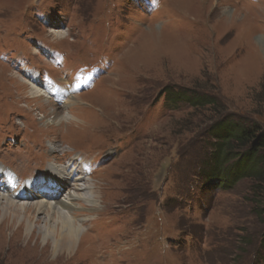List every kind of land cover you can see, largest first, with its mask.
Returning <instances> with one entry per match:
<instances>
[{"label":"rangeland","instance_id":"rangeland-1","mask_svg":"<svg viewBox=\"0 0 264 264\" xmlns=\"http://www.w3.org/2000/svg\"><path fill=\"white\" fill-rule=\"evenodd\" d=\"M30 74L72 90L77 122L29 100ZM165 90L219 113L171 108ZM225 116L264 123V0H0V170L37 177L56 135L98 200L73 201L86 232L68 250L40 231L55 212L30 210V232L1 220L0 264H264V180L206 185V130Z\"/></svg>","mask_w":264,"mask_h":264},{"label":"bare ground","instance_id":"bare-ground-1","mask_svg":"<svg viewBox=\"0 0 264 264\" xmlns=\"http://www.w3.org/2000/svg\"><path fill=\"white\" fill-rule=\"evenodd\" d=\"M159 45V43H155L154 49L159 48ZM27 76L28 79H19V82L25 88L26 93H29L27 95L30 96L29 100H44L48 106L52 107L58 105V109L54 106L55 111L52 112L55 114L54 123L63 122L67 126L72 124L73 120L77 122L72 110L77 107L79 100L77 97H73L71 89L65 88L64 85L56 87L39 86L36 83L39 81V77L35 74ZM14 77L17 78L16 76L11 78ZM63 98L65 101L62 105H59L58 102H61ZM65 108H69L71 114L69 112L59 117L58 110ZM58 117L59 120L57 121ZM52 139H56V135H52L47 139L51 144V148L46 149L44 146L43 148L46 152L47 162L53 163V165L42 173L38 172L37 177L19 179L16 176V178H13L9 170H0L2 172L0 173V221L7 220L9 216L13 219L18 218V222L23 220L26 231L30 232L34 223L32 221L33 217L27 216L30 210L35 209L38 212L50 210V212L57 213L62 216V222L59 221L57 224L48 223L50 218L49 215L45 214L48 218L45 217V222L40 227V231L44 232V239L45 237L52 238L53 250L56 252L60 249L68 250V246L72 248L78 241L81 232L84 231L82 225L85 220L74 214L78 212L75 211L77 207H74L73 201L83 200L88 210H93L97 208L98 200L95 196L96 193L93 191L94 187L88 180L84 159L82 157H78V159L70 157L71 150L69 148L62 151L56 150ZM65 155H68L67 165L65 163V165L59 167L63 162L56 163V159ZM75 159H77V162H75ZM67 188H70L72 192H65ZM60 196L62 198H59ZM60 232L65 233L61 234Z\"/></svg>","mask_w":264,"mask_h":264},{"label":"trees","instance_id":"trees-1","mask_svg":"<svg viewBox=\"0 0 264 264\" xmlns=\"http://www.w3.org/2000/svg\"><path fill=\"white\" fill-rule=\"evenodd\" d=\"M165 104L177 107L180 101L191 107L210 105V111L218 114L214 98L187 90L173 92L165 90ZM210 135L208 160L204 167L206 185L229 188L242 178H253L257 182L264 180V123L247 124L225 116L207 128Z\"/></svg>","mask_w":264,"mask_h":264}]
</instances>
